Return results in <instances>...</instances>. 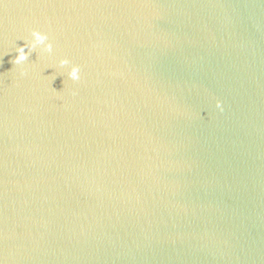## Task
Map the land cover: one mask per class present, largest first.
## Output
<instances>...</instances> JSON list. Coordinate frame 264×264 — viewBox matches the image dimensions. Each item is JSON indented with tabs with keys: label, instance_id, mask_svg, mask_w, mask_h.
I'll return each instance as SVG.
<instances>
[{
	"label": "water",
	"instance_id": "1",
	"mask_svg": "<svg viewBox=\"0 0 264 264\" xmlns=\"http://www.w3.org/2000/svg\"><path fill=\"white\" fill-rule=\"evenodd\" d=\"M0 264H264V0H0Z\"/></svg>",
	"mask_w": 264,
	"mask_h": 264
},
{
	"label": "clouds",
	"instance_id": "2",
	"mask_svg": "<svg viewBox=\"0 0 264 264\" xmlns=\"http://www.w3.org/2000/svg\"><path fill=\"white\" fill-rule=\"evenodd\" d=\"M24 40L26 42L23 45L15 48L16 55L11 61L14 66H20L25 63L28 58V52L25 51L26 48L29 50V52L36 50L38 57H42L45 54L51 55L53 52V44L49 40V37L46 33L33 29L30 32V38H25ZM55 68H66L65 75L67 79L71 81H78L80 79L79 66L71 64L67 58H60L56 60ZM21 75H23V71H21ZM51 78L52 80L55 79L56 75H52ZM215 106L217 109L222 110L220 101L217 100Z\"/></svg>",
	"mask_w": 264,
	"mask_h": 264
}]
</instances>
